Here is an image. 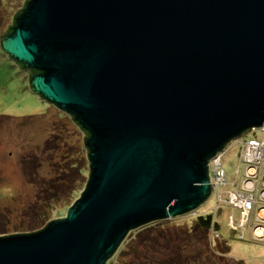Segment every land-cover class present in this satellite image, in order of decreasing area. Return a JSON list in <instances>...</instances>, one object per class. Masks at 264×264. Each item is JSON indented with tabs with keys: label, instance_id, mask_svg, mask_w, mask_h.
Here are the masks:
<instances>
[{
	"label": "water",
	"instance_id": "obj_1",
	"mask_svg": "<svg viewBox=\"0 0 264 264\" xmlns=\"http://www.w3.org/2000/svg\"><path fill=\"white\" fill-rule=\"evenodd\" d=\"M0 48L85 134L64 217L0 236V264H107L210 198L208 164L264 125V0H26Z\"/></svg>",
	"mask_w": 264,
	"mask_h": 264
},
{
	"label": "rangeland",
	"instance_id": "obj_2",
	"mask_svg": "<svg viewBox=\"0 0 264 264\" xmlns=\"http://www.w3.org/2000/svg\"><path fill=\"white\" fill-rule=\"evenodd\" d=\"M24 2L25 0H0V37L12 25L13 16ZM58 112L61 111L30 91L28 72L16 67L0 48V117L3 118L0 119V236L41 230L44 224L34 221L33 217L40 212V203H45L53 196L49 195L50 182L54 187L57 184V169H62L67 162L73 163L79 158L78 147L82 145L84 135L70 124V116L63 113L66 119H60L62 117L58 116ZM29 117L37 120H23ZM46 118L53 120L51 127L43 121ZM251 138H259V135L247 131L237 139L246 141ZM239 151V145L228 144L221 156V166L228 182H233L235 187L240 188L246 168L242 164L238 171ZM210 168L213 169V166ZM79 195L80 193L76 194L75 198ZM207 214L213 215L219 226L221 241L229 249L228 260L231 259L233 264L237 261L244 264H264V241L252 242L249 239L250 228L244 240H239L237 234L230 237L229 217L232 216L233 222H237L238 212L231 211L223 203L215 205L212 198L201 204L195 213L161 221L162 224L157 229L143 231L133 242L130 237L142 228L130 232V236L128 234L123 241H129L125 245L127 251L120 253L112 264L208 262L204 260H207L209 252L205 251V245L197 238L200 234L188 235L193 225L192 216ZM64 215L63 205H57L51 220ZM140 237L143 238V243L140 242ZM214 245L212 242L211 246Z\"/></svg>",
	"mask_w": 264,
	"mask_h": 264
},
{
	"label": "built area",
	"instance_id": "obj_3",
	"mask_svg": "<svg viewBox=\"0 0 264 264\" xmlns=\"http://www.w3.org/2000/svg\"><path fill=\"white\" fill-rule=\"evenodd\" d=\"M254 134L259 138L246 141L232 140L229 145H239L238 171L240 165H245V175L242 186L235 187L233 182H228L225 171L221 166V156L224 151L217 153L208 164L209 181L212 187L210 198L217 203L229 207L231 211L238 212L237 222L229 217L228 232L230 236L237 234L239 240L246 238L250 228L249 239L252 242L264 241V125L253 128ZM212 163L213 169L210 168ZM228 189V190H227ZM227 190V191H226ZM219 191V193H218ZM225 191L226 195L223 197ZM213 239L219 238L218 233L212 232Z\"/></svg>",
	"mask_w": 264,
	"mask_h": 264
},
{
	"label": "trees",
	"instance_id": "obj_4",
	"mask_svg": "<svg viewBox=\"0 0 264 264\" xmlns=\"http://www.w3.org/2000/svg\"><path fill=\"white\" fill-rule=\"evenodd\" d=\"M21 9H23V6ZM10 61L16 67L20 68L14 61L12 60ZM58 116L62 117L60 119H66L65 116L63 115V112H58ZM0 119H3V118L0 117ZM48 119L49 118H46L43 121L50 124L49 126L51 127L53 125L52 124L53 120L52 119L48 120ZM23 120H28L29 122L31 121L33 122V121H36L37 118L29 117ZM70 124H73L74 126H76L81 131V134L84 135L85 137V134L82 132V130L77 125H75L72 121ZM78 154H79V158H76L73 163L67 162L64 165V168L57 169L58 172L55 178V181L57 184H55L53 187V185L51 186L52 181L50 182L51 189L49 190V195L53 194V196L49 198L47 201H45V203H40V206L38 207L40 212L36 213L35 217H33L34 221H37L39 224H44V226L42 225L43 226L42 229L50 221H52L51 220L52 214H53L54 208L57 205H60V206L63 205V207L65 208V212H66V210L72 205V203L77 198H79L80 195L77 198H75L76 194L78 193L81 194L87 185L90 171L88 167L89 162L87 159V150L84 147L83 142H82V145L78 147ZM192 219H193V222H192L193 225L191 226L190 232L188 233V235L200 234L199 237L197 238L198 239L200 238L199 239L200 242H202L205 245V251L209 252L208 253L209 256L207 257V260L206 259L204 260L208 262H203L202 264H233V262H231V259L228 260L227 252L229 249L226 246L225 242L221 241V236L219 234V226L214 221L213 215L207 214V215H200L196 217L192 216ZM160 224L162 223L157 222L155 224H151V225L149 224L147 226L141 227L142 229L137 230L139 232L134 233L130 237V240L133 242V240L137 236L139 237L140 233H142L143 231L148 232L149 230H155L157 229V226ZM212 232L218 233L219 238L213 239L211 237ZM129 236H130V233H129ZM139 240L141 243L144 242L143 238L141 237ZM212 242L215 243L214 246H211ZM128 243L129 241L123 242L121 246L119 247L117 253L113 256L114 259L112 258V260L109 261L107 264H112L113 261L117 258V256L120 253H124L125 251H127L125 245ZM210 252L212 254H210ZM188 263H190V261H188ZM235 264H244V263L242 261H237Z\"/></svg>",
	"mask_w": 264,
	"mask_h": 264
}]
</instances>
